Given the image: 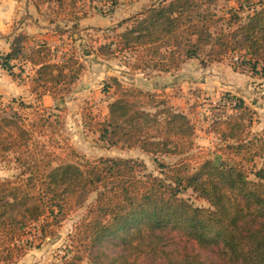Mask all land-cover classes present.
<instances>
[{
  "label": "trees",
  "instance_id": "16d2710c",
  "mask_svg": "<svg viewBox=\"0 0 264 264\" xmlns=\"http://www.w3.org/2000/svg\"><path fill=\"white\" fill-rule=\"evenodd\" d=\"M217 1L159 0L120 22L122 31L114 27L98 51H129L132 68L143 73L173 72L193 58L205 67L243 51L251 70L264 76V5L244 19L230 9L229 18H217L227 28L216 29L208 6ZM27 39L19 32L10 52L0 55V65L14 76L12 61ZM28 59L36 66L31 91L38 98H57L82 73L77 56L57 60L46 43ZM111 80L115 96L94 127L100 140L154 156L160 173L136 157L53 164L49 153H30L48 120L44 112L31 122L0 113V154L29 151L17 157L20 173L0 178V264L25 255L31 245L24 237L35 225L43 236L53 235L52 228L79 208L84 212L61 264H264V133L247 135L253 112L245 100L235 98L231 112L211 121L224 153L193 161L196 129L187 113L161 94ZM166 155L179 160L169 164L161 158ZM188 189L209 206L184 197Z\"/></svg>",
  "mask_w": 264,
  "mask_h": 264
},
{
  "label": "rangeland",
  "instance_id": "374dc122",
  "mask_svg": "<svg viewBox=\"0 0 264 264\" xmlns=\"http://www.w3.org/2000/svg\"><path fill=\"white\" fill-rule=\"evenodd\" d=\"M158 1L35 0L41 7L39 15L44 25L42 35L49 34L57 38L52 43L54 58L62 60L73 54L79 58L83 68L79 79L69 84L61 95L54 98L50 106H34L26 100L21 101V106L17 103L12 107L0 100V113L3 115L17 113L27 122L37 120L38 112H44L45 118L48 117L40 132L34 136L31 154L42 157L49 153L51 156L48 158L52 159L53 164L60 161L81 162L101 156L136 157L146 162L148 171L157 175L160 173L154 156L143 153L138 148L109 145L100 140L99 133L94 128L95 122L107 114V105L115 95L111 78L119 77L125 88L139 87L137 80L142 76L138 73H143L132 68L134 59L129 51L103 55L98 51L99 46L110 42L114 27L117 26V31L125 28V25L118 26L120 22ZM254 3L264 5V0H219L208 6V11L214 12L213 28H227L226 23L217 21V18H229L230 9L238 10L244 19L248 14V7ZM235 55L240 56V61H234ZM245 56L243 51H237L225 58L226 65L222 67L224 79H221L224 82L220 86L224 89H215L217 84L205 89L195 81L193 84L185 83V88L178 87L160 93L171 104L175 97L186 99L184 111L192 118L196 129V146L191 152L193 161L224 153V143L210 131V124L215 116L231 112L228 99L231 96L234 101L235 98H243L253 112V123L247 128V135L264 133V76L259 71L251 70L245 62ZM216 71L214 69L211 74ZM157 74L148 69L143 76L155 77ZM178 102L180 104L181 101ZM179 104L178 107L181 108ZM28 153L29 151L21 150L19 153L0 154V178L20 173L22 166L17 157L20 154L28 156ZM161 158L169 164L179 160L178 156L166 155ZM183 196L197 206H209V202L192 189L185 191ZM83 212V208L72 211L59 227L52 228L53 235L43 236L39 223L35 225L31 234L24 237V242H29L31 247L27 248L25 255L10 264H61L68 250L70 235Z\"/></svg>",
  "mask_w": 264,
  "mask_h": 264
},
{
  "label": "crops",
  "instance_id": "0c3cea01",
  "mask_svg": "<svg viewBox=\"0 0 264 264\" xmlns=\"http://www.w3.org/2000/svg\"><path fill=\"white\" fill-rule=\"evenodd\" d=\"M40 9L41 7L38 8L36 6L35 0H1L0 2V55L10 52L13 38L19 32H24L28 35L23 53L12 61L14 65L13 71L17 72V74L15 76L12 75L0 65V100H4L6 104L12 107L17 103L20 105L21 101L26 100H29V103H33L34 106H50L55 100L48 94L42 98H38L31 91L36 66L29 61L28 56L34 47L42 43H46L53 48V40L57 39L55 36H50L49 34L42 35L41 31L44 25L42 24L43 19L39 15ZM224 60L204 67L201 65L199 59H189L175 72H162L158 73L155 77L146 78L143 76L144 73H138L142 76L143 80L140 78L137 80V83L139 87L158 94L178 89V87L185 88V83L190 82L193 84L195 81L197 85L203 86L205 89H210V86L214 84H217L215 85V89H224L220 88L224 82L221 80L224 79L222 74V67L226 65ZM214 69H217L216 73L211 74V71ZM174 100L176 101L174 102ZM178 100L181 101L180 104ZM171 102L179 110H186L187 103L185 98L175 97ZM178 104L181 105V108L178 107Z\"/></svg>",
  "mask_w": 264,
  "mask_h": 264
},
{
  "label": "built area",
  "instance_id": "2783aa9c",
  "mask_svg": "<svg viewBox=\"0 0 264 264\" xmlns=\"http://www.w3.org/2000/svg\"><path fill=\"white\" fill-rule=\"evenodd\" d=\"M0 2H1V0H0ZM260 7V5L259 4H250V6L248 7V12H253L256 8H259ZM234 61H240V56L239 55H235V57H234ZM235 102H236V100L234 101V99L232 100V101H230L229 103H232V104H235Z\"/></svg>",
  "mask_w": 264,
  "mask_h": 264
}]
</instances>
